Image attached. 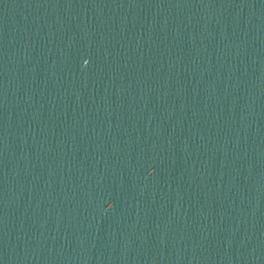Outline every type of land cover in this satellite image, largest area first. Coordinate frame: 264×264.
<instances>
[{"label":"water","instance_id":"obj_1","mask_svg":"<svg viewBox=\"0 0 264 264\" xmlns=\"http://www.w3.org/2000/svg\"><path fill=\"white\" fill-rule=\"evenodd\" d=\"M0 264H264V0H0Z\"/></svg>","mask_w":264,"mask_h":264}]
</instances>
